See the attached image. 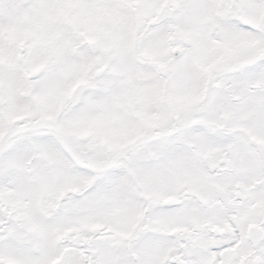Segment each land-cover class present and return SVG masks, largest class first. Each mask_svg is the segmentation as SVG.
I'll return each instance as SVG.
<instances>
[{
  "label": "snow or ice",
  "instance_id": "obj_1",
  "mask_svg": "<svg viewBox=\"0 0 264 264\" xmlns=\"http://www.w3.org/2000/svg\"><path fill=\"white\" fill-rule=\"evenodd\" d=\"M0 264H264V0H0Z\"/></svg>",
  "mask_w": 264,
  "mask_h": 264
}]
</instances>
